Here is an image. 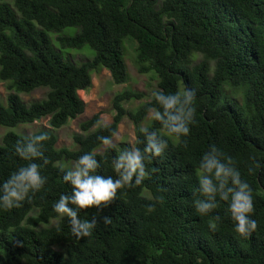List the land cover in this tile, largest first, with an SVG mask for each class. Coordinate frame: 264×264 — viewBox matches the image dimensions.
Returning <instances> with one entry per match:
<instances>
[{"label":"trees","instance_id":"1","mask_svg":"<svg viewBox=\"0 0 264 264\" xmlns=\"http://www.w3.org/2000/svg\"><path fill=\"white\" fill-rule=\"evenodd\" d=\"M67 28L79 31L70 36ZM127 40L136 44L139 73H154L156 91L196 90L195 122L188 136L165 137L168 146L146 161L149 175L141 185L118 190L106 208L78 213L96 226L77 241L68 218L52 210L71 190L61 166L91 151L101 162L98 172L114 176L118 151L143 149L142 128L164 136L153 119L142 127L147 110L158 107L153 96L125 89L111 100V123L98 125V112L80 123L75 147L57 148L56 130L85 111L79 91L93 86L94 72L108 70L117 85L129 81ZM87 45L95 57L80 64L62 54ZM0 81L8 92L0 102V127L49 124L33 133L48 136L41 149L49 160L41 168L45 185L20 207L0 210V264H264V0H0ZM38 89H48L43 99H22ZM146 97L138 108L126 107ZM126 117L134 124V145L96 152L103 146L97 137L117 134ZM25 137L4 136L0 182L27 163L14 153ZM213 144L233 158L252 188L257 229L248 237L234 233L227 202L218 199L203 217L192 207L196 168ZM102 215L112 223L104 225Z\"/></svg>","mask_w":264,"mask_h":264},{"label":"clouds","instance_id":"2","mask_svg":"<svg viewBox=\"0 0 264 264\" xmlns=\"http://www.w3.org/2000/svg\"><path fill=\"white\" fill-rule=\"evenodd\" d=\"M194 88H184L175 93L155 91L152 93L155 111L147 110L151 119L159 122L164 136L157 131L141 129L145 136L143 149L129 147L118 151L111 161L113 175L98 172L101 162L94 152H85L63 171V182L71 186L70 193L60 194L53 203L52 210L60 217H67L72 236L79 241L89 237L96 226L95 220H85L78 216L81 210L106 208L117 196V191L141 185L148 177L146 161L160 157L167 148L165 137L179 140L186 137L190 125L195 122ZM101 125V121H97ZM103 126V125H101ZM113 131L110 136H98L97 140L106 148L114 147ZM48 139L47 133H29L14 146V153L27 163L13 171L6 180L0 182V210L20 207L30 198V194L39 191L47 178L41 174V168L49 163L42 149ZM40 160L42 163H37ZM197 187L193 190L192 207L199 216H207L217 208L218 199L227 202V212L233 222V231L240 237H248L257 229V221L252 219L254 204L252 188L242 180L235 161L216 145H209L201 155L196 168ZM154 210L149 205L147 212ZM99 213V211H98ZM104 225L112 223L108 215H102ZM209 228L215 230L220 216L213 218Z\"/></svg>","mask_w":264,"mask_h":264},{"label":"rangeland","instance_id":"3","mask_svg":"<svg viewBox=\"0 0 264 264\" xmlns=\"http://www.w3.org/2000/svg\"><path fill=\"white\" fill-rule=\"evenodd\" d=\"M9 3H13L14 0H6ZM79 28H67L65 34L73 36L78 33ZM136 44L127 40L125 42L124 56L129 72V81L122 85L114 84L111 78V74L108 70L102 69L92 74L93 86L87 91L79 92L80 97L85 102V111L76 119L70 120L69 123L56 130L58 136L57 148L75 147L74 136L83 134L80 129V123L86 119L91 118L94 114L101 112V124H109L112 122L114 113L111 110V100L113 96L125 89H132L135 91L144 92L147 97L151 96L153 92L158 89V82L154 73L140 74L136 64ZM62 54L66 58H70L75 63H82L86 60H91L95 57V51L90 46H85L82 49H64ZM200 59V57L198 58ZM48 89H38L29 95H21L22 99L26 103H30L35 100L43 99ZM8 92L5 87V83L0 81V102H7ZM142 101L129 102L126 107L128 109H136L143 103L148 101V98ZM152 122V119L148 115L147 119L142 124V127H147ZM43 128H49L48 119H43L32 124H21L15 127H0V144L4 136L10 132L18 135H27L29 133H35ZM135 128L133 122L128 118H124L117 134L113 137L114 146H118L121 143H127L134 145L135 143ZM106 148L101 146L96 152L102 153ZM74 162H65L66 167H70ZM37 211L33 212L36 214Z\"/></svg>","mask_w":264,"mask_h":264},{"label":"crops","instance_id":"4","mask_svg":"<svg viewBox=\"0 0 264 264\" xmlns=\"http://www.w3.org/2000/svg\"><path fill=\"white\" fill-rule=\"evenodd\" d=\"M79 92H81V91H79Z\"/></svg>","mask_w":264,"mask_h":264}]
</instances>
